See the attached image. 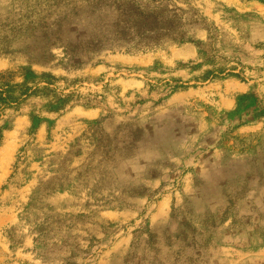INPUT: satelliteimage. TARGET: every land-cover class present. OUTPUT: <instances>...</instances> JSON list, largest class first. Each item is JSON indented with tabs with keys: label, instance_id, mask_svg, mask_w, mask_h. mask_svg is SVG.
Here are the masks:
<instances>
[{
	"label": "rangeland",
	"instance_id": "1",
	"mask_svg": "<svg viewBox=\"0 0 264 264\" xmlns=\"http://www.w3.org/2000/svg\"><path fill=\"white\" fill-rule=\"evenodd\" d=\"M126 2L0 0V264H264V0Z\"/></svg>",
	"mask_w": 264,
	"mask_h": 264
},
{
	"label": "trees",
	"instance_id": "2",
	"mask_svg": "<svg viewBox=\"0 0 264 264\" xmlns=\"http://www.w3.org/2000/svg\"><path fill=\"white\" fill-rule=\"evenodd\" d=\"M119 1H122V4L119 5V9L122 13V16L126 15L125 13V5L127 4L126 0H119ZM124 6V7H123ZM133 12V11H132ZM131 12V13H132ZM134 12H138V14H141L143 15V17H145V19H148V17L152 16V14H150L149 12H145V11H141L140 9L138 11H134ZM157 15L159 16V14H155V16L153 15V18H157ZM163 18L165 19V15L163 13ZM160 29H163L164 31L161 33V34H157L156 37H158L159 39L162 37V36H165V35H168V34H171L172 32L174 34H176V36L174 37L175 39L179 40V41H182L185 39V35H184V31H177V25L174 21L172 20H167L165 19L164 21V25L163 26H160L159 27ZM156 29H154L152 26L148 25V26H145L144 27V30L143 31H138V33L141 34V36L144 38V39H151L153 38L152 36H150L152 34V32H154ZM53 34V33H52ZM50 40V38H49ZM6 50H10L9 47H7ZM32 74V73H30ZM48 77H50L51 79H54V77L52 75H46ZM5 77V74H0V100L1 102H5L4 104H8L10 101H13L12 99H16V97L13 96V94L11 93L12 90H9V89H6L4 86L6 85L4 83V81L2 80V78ZM28 81V80H27ZM43 82H46L47 85H45L43 88H39L38 86H35V87H31L30 85L28 84H22L20 86H17V85H13L12 86V89H20V93L23 94V95H29L31 93H34L36 94L38 92L39 89H42V90H46V93L48 94H51L54 96H56V91L51 89V85L53 84V82L51 80H41ZM68 95H65L64 97H66ZM67 98V97H66ZM67 101L63 100V99H59L57 98L55 101H54V104H56V109H59V108H62L64 106V104L66 103Z\"/></svg>",
	"mask_w": 264,
	"mask_h": 264
}]
</instances>
